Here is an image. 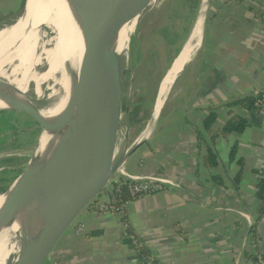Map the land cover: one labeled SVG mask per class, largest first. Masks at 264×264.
<instances>
[{
	"label": "crops",
	"instance_id": "crops-1",
	"mask_svg": "<svg viewBox=\"0 0 264 264\" xmlns=\"http://www.w3.org/2000/svg\"><path fill=\"white\" fill-rule=\"evenodd\" d=\"M19 10L20 0H0V26ZM173 87L125 168L177 185L126 205L131 233L160 264H252L249 237L259 251L264 243V103H229L264 90V0H208L199 49ZM211 111L215 120L205 128ZM232 114L245 128L223 133ZM209 149L217 155L212 166ZM110 199L106 185L48 264H137L120 218L96 211Z\"/></svg>",
	"mask_w": 264,
	"mask_h": 264
},
{
	"label": "bare ground",
	"instance_id": "bare-ground-1",
	"mask_svg": "<svg viewBox=\"0 0 264 264\" xmlns=\"http://www.w3.org/2000/svg\"><path fill=\"white\" fill-rule=\"evenodd\" d=\"M107 1L109 0H97L96 9ZM156 1L151 0L148 9ZM83 5L82 0H26L25 13L19 19H22L21 23L0 30V79L6 83V85L0 84V109H10L15 104L34 105L29 99L30 96L35 95L40 98L45 85H36L39 88L18 87V85L32 79L30 78L32 74L52 66L62 57L74 56L75 60L78 55L82 57L85 42L79 28L76 8ZM206 6V0H202L195 38L192 43L186 45V47L189 45L188 49L175 58L160 84L152 118L135 142L127 147L125 145L122 151L115 155L116 170L123 167L133 146L152 133L169 85L181 70L184 61L188 57L191 59L192 53L199 49ZM139 15L135 14L128 18L115 32L110 50L115 53L116 58L104 65L93 64L98 77L93 92L94 97L98 98L104 89L109 90V98L98 113L97 120L103 130L114 131L115 141H123L126 138L127 116L121 108H118L117 92L114 93L112 88L117 73L122 79L124 72L129 69L131 42L129 31L134 28ZM44 27L50 29V35H46ZM63 83L56 80L55 84L49 85L47 105L39 109L38 114L43 124V132L33 149L32 160L26 171L4 194L2 193L4 197L0 204V264H17L30 239L36 237L40 229L50 220L47 215L48 209L50 214L54 201H58L65 191L66 184L59 172L57 156L59 142L65 135L69 122L60 131L56 129L57 118L65 106L60 103L62 95L60 88ZM16 239L19 245L14 247Z\"/></svg>",
	"mask_w": 264,
	"mask_h": 264
},
{
	"label": "water",
	"instance_id": "water-1",
	"mask_svg": "<svg viewBox=\"0 0 264 264\" xmlns=\"http://www.w3.org/2000/svg\"><path fill=\"white\" fill-rule=\"evenodd\" d=\"M82 1L84 5L76 8V12L78 14L79 28L84 36V52L81 58L78 55L74 65L66 62L65 69L68 78L65 79L60 88L62 92L60 103L62 102L61 104L65 106L56 123V129L60 131L69 122L68 129L61 138V142H59L57 156L59 172L66 184V188L60 199L54 201L55 206L52 204L54 208L52 206L50 214V209H48L47 215L50 220L40 229L36 237L30 239L17 264H48L59 252L63 244L78 231L82 214L92 205L116 171L114 168L116 155L114 153L116 144L114 131L107 132L103 130L97 120L98 113L109 98V90L104 89L98 98L94 97L93 92L98 77L93 64L104 65L111 59L116 58L115 53L110 50L115 32L128 18L135 14H140L132 30L133 33L140 18L148 10L151 0H109L98 9H96L97 0ZM25 2L21 14L9 25L16 23L24 15ZM206 5L208 6V0H206ZM199 6L200 4H198L197 15L191 30L175 55L176 58L181 52H185L188 49L189 45L187 47L186 45L193 42L198 32ZM207 6L204 10L203 27ZM202 34L203 30L201 38ZM188 58L169 85L161 108L168 98L175 79L189 62L190 59ZM172 61L174 62L175 58ZM114 83L115 85H113L112 89H114V93L117 92L116 101L118 108H120L122 79L119 73L115 76ZM0 84L6 85L5 81L1 79ZM158 96L159 87L155 101ZM42 108L37 105L15 104L10 109H0V111L14 109L26 113L42 128L43 124L38 117L39 109ZM40 135L41 133L38 138ZM143 141L136 143L132 152ZM37 143L38 139L36 145ZM31 160L32 157L29 159L26 168L13 182L26 171ZM10 185L1 193H5L10 188ZM260 251L263 253L264 243L261 244Z\"/></svg>",
	"mask_w": 264,
	"mask_h": 264
},
{
	"label": "rangeland",
	"instance_id": "rangeland-1",
	"mask_svg": "<svg viewBox=\"0 0 264 264\" xmlns=\"http://www.w3.org/2000/svg\"><path fill=\"white\" fill-rule=\"evenodd\" d=\"M198 4H200V13L202 0H157L142 15L135 31L133 33V29L129 31L131 40L129 69L122 77L120 100V108L127 116V134L123 141H116L115 154L120 153L125 145L126 147L132 145L152 118L161 79L173 64L172 59L176 58V50L180 48L191 30L197 15ZM16 16L12 17V21ZM21 21L22 19L15 25H9L11 21L8 20L0 26V30L7 26H18ZM44 31L46 35L51 34L48 27H44ZM74 61V56L62 57L51 66V69H48V73L41 75V71L37 72L30 76L32 79L20 83L18 87L39 88L36 85H45L40 98L35 95L29 98L34 105L45 107L49 85L55 84L56 80L64 82L68 78L65 69L66 62L74 65ZM173 90L174 87H171L166 101ZM165 104L166 102L157 115V122ZM5 115L8 118L5 119L7 121L0 117L2 119L0 120V193L4 188L7 189L26 168L37 139H39L38 136L43 132L36 121L26 113L12 109L6 110ZM3 194H0V204L4 197ZM18 243L16 239L14 247H17Z\"/></svg>",
	"mask_w": 264,
	"mask_h": 264
},
{
	"label": "built area",
	"instance_id": "built-area-1",
	"mask_svg": "<svg viewBox=\"0 0 264 264\" xmlns=\"http://www.w3.org/2000/svg\"><path fill=\"white\" fill-rule=\"evenodd\" d=\"M256 104L264 103V90L253 93ZM107 185L111 187V199L99 203L96 206L98 213L116 215L120 218L122 225V236L126 238L134 250V261L137 264H160L154 256L149 253H139L137 247L141 244L131 233L129 222L126 219V205L139 197L159 192L177 184L163 175L136 174L128 171L125 165L118 168L109 179ZM80 230V226L78 231ZM249 252L253 258L252 264H264V255L259 251V240L248 239Z\"/></svg>",
	"mask_w": 264,
	"mask_h": 264
},
{
	"label": "trees",
	"instance_id": "trees-1",
	"mask_svg": "<svg viewBox=\"0 0 264 264\" xmlns=\"http://www.w3.org/2000/svg\"><path fill=\"white\" fill-rule=\"evenodd\" d=\"M24 2H25V0H20V10H19L18 16L21 14V12L23 10ZM18 16L16 18H18ZM15 19H14V21H15ZM14 21L9 22V24L13 23ZM182 44H181V46H182ZM181 46H180V48H181ZM180 48H178L176 50V52H178L180 50ZM55 67H57V66H55ZM51 68L52 67L50 66L47 69L41 70L40 74L43 72L48 73V71H49L48 69H51ZM254 102H255V97L252 95V96H246V97H242L239 99H235V100L231 101L229 103V105L232 106V105L240 104L246 108H251L253 106ZM5 113H6V110L0 111V115L2 116V118H4V120L7 118ZM215 117H216V115H215L214 111H211L210 113H208L207 117L203 120V126L205 128H209L211 126V124L214 122ZM5 121H7V120H5ZM245 124L246 123H245L244 118H242L236 114H232L231 117L225 122V124L223 125L221 130L223 133L242 132L245 128ZM235 151H236V146L233 145L230 149V154H231L232 158L235 156ZM205 162L211 166L215 165L217 163V155L213 151H211L210 149H209L208 153L205 155ZM238 163H240V165H241L240 159L238 160ZM238 176H239V173L237 174V177ZM5 189L6 188H4L1 192H3ZM137 250L139 251L140 254L141 253H147V250L142 245L137 247Z\"/></svg>",
	"mask_w": 264,
	"mask_h": 264
},
{
	"label": "flooded vegetation",
	"instance_id": "flooded-vegetation-1",
	"mask_svg": "<svg viewBox=\"0 0 264 264\" xmlns=\"http://www.w3.org/2000/svg\"><path fill=\"white\" fill-rule=\"evenodd\" d=\"M26 3V2H25Z\"/></svg>",
	"mask_w": 264,
	"mask_h": 264
}]
</instances>
